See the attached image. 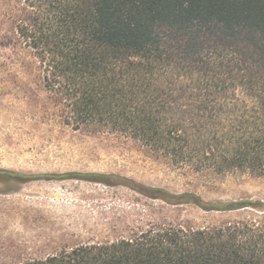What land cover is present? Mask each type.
<instances>
[{"label":"trees","instance_id":"obj_1","mask_svg":"<svg viewBox=\"0 0 264 264\" xmlns=\"http://www.w3.org/2000/svg\"><path fill=\"white\" fill-rule=\"evenodd\" d=\"M0 41L33 52L74 130L132 138L179 169L264 177V0H0ZM104 177L142 193L117 175L0 170L25 183ZM178 199L205 211L256 205ZM23 264H264V221L152 226Z\"/></svg>","mask_w":264,"mask_h":264},{"label":"rangeland","instance_id":"obj_2","mask_svg":"<svg viewBox=\"0 0 264 264\" xmlns=\"http://www.w3.org/2000/svg\"><path fill=\"white\" fill-rule=\"evenodd\" d=\"M57 104L44 87L33 52L0 41V170L33 177L117 175L133 181L142 193L108 185L107 177L101 178L106 183L0 181V264L118 242L152 226L204 230L264 221V177L179 169L132 138L74 130ZM185 193L208 202L251 200L256 205L233 212L205 211L194 203L179 204L178 196Z\"/></svg>","mask_w":264,"mask_h":264}]
</instances>
